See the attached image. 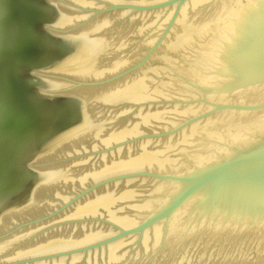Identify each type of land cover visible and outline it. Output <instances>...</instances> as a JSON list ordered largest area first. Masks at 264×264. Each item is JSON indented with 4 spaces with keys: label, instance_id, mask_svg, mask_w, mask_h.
Returning <instances> with one entry per match:
<instances>
[{
    "label": "water",
    "instance_id": "water-1",
    "mask_svg": "<svg viewBox=\"0 0 264 264\" xmlns=\"http://www.w3.org/2000/svg\"><path fill=\"white\" fill-rule=\"evenodd\" d=\"M0 264H264V0H0Z\"/></svg>",
    "mask_w": 264,
    "mask_h": 264
}]
</instances>
